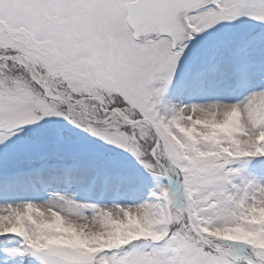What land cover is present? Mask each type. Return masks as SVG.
<instances>
[{"label":"snow or ice","instance_id":"1","mask_svg":"<svg viewBox=\"0 0 264 264\" xmlns=\"http://www.w3.org/2000/svg\"><path fill=\"white\" fill-rule=\"evenodd\" d=\"M239 62L235 101L174 102ZM179 74V80L177 76ZM130 154L157 181L143 201L0 197V264H264V0H0V153L44 125ZM134 214L144 234L88 250L45 222ZM15 225L14 230H8Z\"/></svg>","mask_w":264,"mask_h":264},{"label":"rangeland","instance_id":"2","mask_svg":"<svg viewBox=\"0 0 264 264\" xmlns=\"http://www.w3.org/2000/svg\"><path fill=\"white\" fill-rule=\"evenodd\" d=\"M235 64L236 62H233L223 67L221 75L215 78L210 77L203 84L195 85L191 91L183 95H177L176 90L174 96L169 95V93L168 95L174 102L184 103L210 102L213 100L235 101L249 90L243 69V84H240L236 78ZM26 139L38 143L40 147L30 153L18 152L8 155L7 150L0 153V179L4 172L12 174L15 171L18 176L15 183L20 184V186L17 193L12 195L13 197L20 195V191L34 202L46 201L54 196H64L81 204L112 207L117 204H134L143 201L157 186V181L145 172L130 154L88 136L67 123L44 125L38 130L29 132ZM73 152L78 154L79 161L78 165L76 164L73 168L74 172L71 173L70 179L72 178L74 182L69 186L68 192L59 190L60 187L52 189V187L64 183L61 182L63 173L60 175L52 174L61 171L59 164L55 165L57 167L42 166L40 170L38 167L39 172H33L42 160L49 162L56 161V159L59 161L67 160ZM100 165H104V168L111 173L112 180H106V177L100 173ZM117 174H121L120 180L116 177ZM97 175L94 184L98 185L100 183L98 180L101 179L105 181L108 188L112 187V191L119 182L121 194L116 202H110L111 199L105 198L106 201L95 203L86 199L88 182L91 183ZM42 186H48L49 189H46L47 191L44 193L35 195L37 188ZM250 215L253 218V223L264 225V208L253 210ZM70 219L73 221L72 223H65L59 216H54L51 220L46 221L44 226L51 233L55 242L92 251L111 242L133 238L148 231V226L137 219L134 214L126 213L122 218L116 217L115 219L109 217L106 224H89L85 227H80L81 221L76 220V218ZM14 229L15 225L8 230ZM231 235L251 237L264 242V231L253 234L233 230Z\"/></svg>","mask_w":264,"mask_h":264}]
</instances>
